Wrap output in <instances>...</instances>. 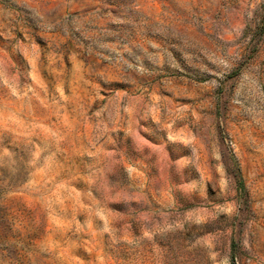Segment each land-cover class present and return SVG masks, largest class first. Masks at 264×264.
Instances as JSON below:
<instances>
[{"label": "rangeland", "instance_id": "obj_1", "mask_svg": "<svg viewBox=\"0 0 264 264\" xmlns=\"http://www.w3.org/2000/svg\"><path fill=\"white\" fill-rule=\"evenodd\" d=\"M0 264H264V0H0Z\"/></svg>", "mask_w": 264, "mask_h": 264}]
</instances>
